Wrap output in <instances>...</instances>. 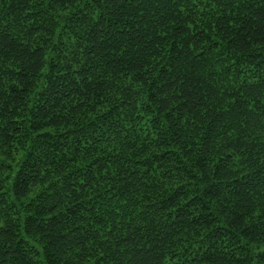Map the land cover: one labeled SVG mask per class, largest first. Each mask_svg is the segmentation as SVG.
<instances>
[{
	"label": "trees",
	"instance_id": "obj_1",
	"mask_svg": "<svg viewBox=\"0 0 264 264\" xmlns=\"http://www.w3.org/2000/svg\"><path fill=\"white\" fill-rule=\"evenodd\" d=\"M0 264H264V0H0Z\"/></svg>",
	"mask_w": 264,
	"mask_h": 264
}]
</instances>
